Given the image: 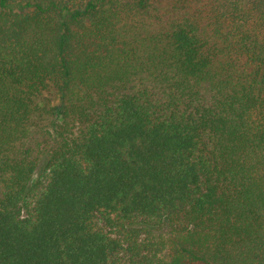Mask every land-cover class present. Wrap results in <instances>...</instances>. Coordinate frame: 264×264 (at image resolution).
Returning <instances> with one entry per match:
<instances>
[{
	"label": "trees",
	"instance_id": "trees-1",
	"mask_svg": "<svg viewBox=\"0 0 264 264\" xmlns=\"http://www.w3.org/2000/svg\"><path fill=\"white\" fill-rule=\"evenodd\" d=\"M0 264H264V0H0Z\"/></svg>",
	"mask_w": 264,
	"mask_h": 264
}]
</instances>
